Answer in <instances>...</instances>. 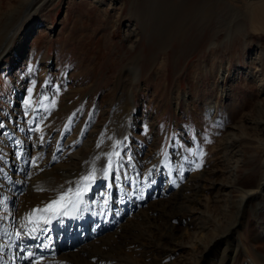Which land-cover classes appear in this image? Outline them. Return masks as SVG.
Returning <instances> with one entry per match:
<instances>
[{"label":"rangeland","instance_id":"1","mask_svg":"<svg viewBox=\"0 0 264 264\" xmlns=\"http://www.w3.org/2000/svg\"><path fill=\"white\" fill-rule=\"evenodd\" d=\"M183 1L187 0H0V48L11 35L7 52L0 59V112L10 108L7 117L0 116L1 124L8 127L6 131L10 130L4 139L0 138V145L10 136H22L21 132L16 134L18 122L27 133L23 134L22 142L26 143V156L37 157L42 150L38 146L41 136L51 134L52 143L56 133L66 127L74 114L77 122L75 126L69 125L61 142L66 145L69 140L76 144V149L88 152L94 148L93 143L87 149L85 144L78 148L75 142L89 134L91 141L96 139L93 134L100 135V132L94 133L97 125L107 124L114 132L120 129L109 117L119 105L123 91L132 92L136 108L132 113L131 155L136 158L127 156L126 161L134 164L133 175L128 166L124 171H129L127 176H119L118 170L116 173L118 179L128 180V195L139 183L137 187L141 186L139 191L144 198L133 202V197H129L132 204L124 211L118 209L119 223L114 230L93 234L90 229L80 243L72 245L73 252L100 245L124 220L123 226L133 224L140 213H147L149 221L144 226L148 232L154 231L149 224H160L165 218L162 211L150 209L148 212L154 192L167 191L158 204L164 208L166 201L172 203L176 196L180 203L183 196L195 194L196 189H187L201 183L190 204L180 203L181 209L188 208L184 214L167 215L173 218L170 223L176 226V236L175 239L166 236L164 244L176 249L179 237H183L184 247L173 256L162 254L156 259L158 264H196L210 246L206 261L199 259L200 264H207L208 256L216 249L208 239L213 233L220 238L227 229L240 248L231 264H264V26H260L264 14L254 18L256 14L250 9L264 0H208L211 18L208 14L207 21L202 19L199 24L189 25L179 40L157 52V33L162 34L168 27L165 12L178 10ZM137 6L146 8L144 24L140 20L142 14L136 12ZM252 20L258 22L254 29ZM136 63L141 71L137 73L136 83L128 87L130 80H134L129 72ZM81 102L83 113L77 108ZM42 112L45 116L38 120V131L30 123V116ZM252 122L260 123L259 131L252 129ZM92 123L96 126L94 131ZM120 134H115L119 141ZM34 138L37 139L33 142ZM141 138L143 143L139 146ZM145 147H148L146 152L140 151ZM48 148L49 145H44L42 153ZM103 157H96L87 168L106 169L108 166L100 164L108 162L109 156ZM151 157L149 163L161 167L159 170L164 175L166 170L174 171L171 177L184 175L183 184L189 182L192 170L193 180L183 188V193V184L178 187L176 182L174 192L173 185L169 182L166 186L164 181L159 182L163 184L155 191L150 186L153 174L147 170L143 178L135 173L139 162L147 163ZM190 157L200 164L190 161ZM73 159L67 160L72 163ZM22 165L30 171L29 162ZM201 173L203 176L197 179ZM224 184L235 187L226 188ZM115 185L114 191L121 184ZM104 186L96 184L94 191L99 192ZM20 187L23 191L12 198L17 218L22 196L27 195L26 186ZM242 191L256 192L252 196L258 198H247L239 211V202L244 197L241 198ZM132 212H137L134 220L132 217L126 221ZM11 214L14 216L13 210ZM205 234L208 239L201 243L199 237ZM56 249L58 252L53 255L64 250ZM20 250L22 259L16 263L25 264L30 260H25V250Z\"/></svg>","mask_w":264,"mask_h":264},{"label":"bare ground","instance_id":"2","mask_svg":"<svg viewBox=\"0 0 264 264\" xmlns=\"http://www.w3.org/2000/svg\"><path fill=\"white\" fill-rule=\"evenodd\" d=\"M179 4L180 7L177 8L178 10L175 9L174 12H165L166 20L164 21H166L168 27L165 26L167 29L163 31L162 34L157 33V52H160L163 48H165L168 44H171L173 41L179 40L184 35V31L189 28V25H195L196 23L199 24L201 23L202 19H204L205 21L210 12L208 0H187L185 2L183 1L182 4ZM136 9V12L138 14H142V19L140 20L143 23L147 20L145 17L146 8H140V6H137ZM250 9L256 14L254 15V18H260L264 14V2L253 5ZM209 18H211L210 14ZM257 25L258 22H256L255 20L251 21L252 29H254ZM262 25L264 26V20L262 23H260V26ZM157 34H155V38H157ZM10 36H8V38L0 48V59L7 52V46L10 45ZM155 60V57H153L152 61ZM134 61L137 62V60ZM137 64L138 63H136L129 72L131 79L134 80H130L128 87H130V84L132 82L136 83V79L139 76L137 75V73L141 71L139 66H136ZM132 73L134 75H131ZM125 78L128 79V76H126ZM135 108L136 103L133 99V93L129 91H123L119 105L117 106L114 114L109 117L114 120V125H120L121 128H116L117 131L114 132L109 125L104 124L103 126L97 125V130L94 131L96 126H94L92 123L91 129L94 131V133L100 132V135L95 136L93 134V138H97L94 140L92 139L93 141H91L89 138V134V136L86 135L81 140H77L75 142L78 143V148L81 146V144H85L87 146V149H89L90 143H93L94 148L84 153L79 149H76V144L71 143L69 140H67L66 145H63L61 142L68 132L69 125L75 126L77 122L76 116L74 114L70 116L66 125L67 128L65 127L63 129L62 127V129L59 130L54 136L55 139L52 143H50L51 134L48 137L47 134L46 136H41L42 139H39L40 142L38 146L42 150L38 153L37 157L31 156L33 157L31 159L28 158L30 157L29 155L28 157L26 156V143H22L25 140V136H23V134L26 133V130L23 127V124H19L18 122H16V134L18 135V132H21L22 136L19 138L10 136L6 140V142H4V145H2V147L0 145V264H17V259H22L20 248L25 250V252L23 253L25 256L24 259L30 260L31 264H37V261L39 262V264H158L156 259L162 254H170L173 256L176 252H179V250L184 247L182 244L183 242H181V240H183V237H179L180 242H177L178 245L176 249H170V247L167 248V246L164 244L166 236H171L174 239L176 236V226L171 225L170 223V220L173 218H169L167 217V215L177 216L179 214H184L185 209L188 208L184 206L185 209H181L183 208V206L180 203L185 202L187 204H190V200H192V198L199 192L197 190L200 189L201 183L194 186L190 185L192 188L189 187L187 189V191L196 189L195 194L183 196V198L180 199L183 202L180 203L178 202L179 200L176 201L178 199V196H176L175 199H173L172 203L170 201H166L167 207L164 208H160V205H158L159 202H161V200L159 199L166 196V190H168L169 187L163 189L166 192L158 191L157 194H155L156 192H154L151 201L153 204L149 208H147L149 209L148 212L150 213L151 209V211H162L165 215V218L160 224H149L154 231L148 232V229L146 228V226H144L145 224L147 225L149 221L148 217H146L145 215L147 213L144 212L140 213L139 218H137V220L133 224H126L123 226V222L125 221L124 220L122 222V225L119 224L121 226L116 229V231H114L112 235H108L106 237L104 236L105 238L101 241L100 245L96 244L95 246L93 244L94 246L91 247V249L76 254L72 250V245L74 243H80L83 240V233L85 231H87L89 234V230L91 229V232L93 234H96L99 232H110L114 230L113 228H115V225L119 223L118 209L120 208V211H124L132 204L129 201V197L130 199L133 197V202H141L144 198V195H140L139 189H141V186H139V188L137 187L139 183H137L136 187H132V184L130 185V188L132 187L133 191L130 195H128V193L126 192L128 180L118 179L116 173L118 170L119 176H127L129 171H124L126 170V166H128L131 175H133L134 164L126 160L127 156H134L135 158L136 156L134 154L131 155L132 147L130 145L132 141L130 140V144L127 145V143L123 141V134L125 130L128 132L127 129H132L130 125L134 124L132 113L133 111H135ZM36 116L37 115L35 114L30 116V123H33V121L36 120ZM41 118L42 117L38 118L37 121L41 120ZM259 124V122H252V129L259 131L257 129V127H259ZM83 132H86V130H84ZM117 133H121L120 141L117 137H115V134ZM44 145H49L50 148H48L45 153H42L44 151ZM230 147L231 146H228V148ZM97 148H105L107 149V151H97L95 150ZM116 153H119V155H116ZM89 154L92 155V157L90 160H87V155ZM107 154L109 157H111V169L109 170L108 174H105L109 169V160L106 163L100 164V166L103 167L108 166L106 169L101 170V168H97L96 166V169L94 168L96 172V178L88 185L85 195L80 200L79 209L87 211V215L91 213L93 215V218L90 217L80 219L78 223L79 229L75 233H73L72 228L76 225V223L71 222L65 216L50 214L39 218L38 208H43L44 205H46L49 201L54 200L64 189H66V191L71 189L73 192L74 188L82 185L78 178V172L81 171L82 165L88 167L90 165V162L92 160L94 161L96 157L101 158ZM70 157L74 158L72 163H69L67 160L70 159ZM140 159L142 158H139V160ZM151 160L152 157L147 163L143 161L139 162L140 166L136 167L137 170L135 171V173L141 174L144 178L146 177L144 176V174L148 170L151 174H153L152 185L150 186L154 187L155 191L157 190L156 188H158V186L160 187V185L163 184H159V182L164 181V184H166V186L167 183L168 186L170 184L173 185V187L171 186V191L175 192L177 190V183L178 187L182 185L185 176L180 175L171 177L169 175L174 174H169L167 171L164 175L163 172L159 170L161 167L157 166V164L155 163H149ZM26 161L29 162L31 167L29 172L24 169L22 165L23 162ZM122 165L124 166L123 169H121L123 167ZM88 170L89 172H92L93 168ZM190 172L191 177L188 176V178L190 177L189 182L187 181V184H183V187L181 186L182 193L183 188L189 185L190 181L193 180L194 175L192 170H190ZM157 173H159V175H157ZM201 176H203L202 173L197 176V179H199V177ZM44 180L47 181V183L44 182ZM99 183H103V185L105 186L99 192H95L94 188L96 184ZM117 183H120L121 185L118 186L116 191H114L113 187H116L115 184ZM20 185L22 187L23 185L26 186L24 192H26L27 195L22 196L24 197V199L20 205V215L17 218V207L14 205V199L12 200V198L14 196V198H16V194L23 191V188H21ZM40 186L44 187L45 190H38V193L32 192L34 188H41ZM222 186L226 188L235 187V185L232 184H224ZM262 187L263 185L260 186V191L262 190ZM241 193V198L243 196L244 197L242 200L240 199L241 202H239L240 205L238 207L239 211L243 209L244 201L247 198L256 197L252 196L256 194V192L242 191ZM14 209H16V212H14ZM140 209L142 210V208ZM164 209L168 211H163ZM12 210L14 216L11 214ZM136 213L137 212L130 213L129 217L126 218V221L132 218ZM45 219H47L49 222L45 223ZM132 220H134V217ZM157 220L159 222L161 221V218L158 217ZM186 222L190 223L188 221ZM203 226L205 227L206 224ZM241 226L242 225H240L239 227L237 226L238 229ZM235 228L236 227H234V229ZM25 233H29L30 235H25ZM206 234L208 235V233ZM206 234L202 237H199V241L201 243L204 240L208 239L209 235L206 236ZM208 240L213 243L216 249L215 251H213V254L211 256H208L207 264H213V262L218 264H231L240 250V248L238 247V243L235 244V241L232 238L230 229L225 230L220 238L215 233H213ZM88 241H90V238L87 239V242ZM201 243L197 245H200ZM5 244L7 245V249L9 250V252L14 254L10 256V260H5L3 258V254L5 253ZM20 244L22 247H19ZM219 246L221 247L219 248ZM56 248H63L64 250H62L60 253H57V255H53V252L54 254L58 252ZM146 249L148 250L146 251ZM210 249V246L206 248L202 255H200V257L197 259L196 264H200V258L203 259V263L204 261H206V254L208 255L210 253ZM35 257H37L38 260H35Z\"/></svg>","mask_w":264,"mask_h":264},{"label":"snow or ice","instance_id":"3","mask_svg":"<svg viewBox=\"0 0 264 264\" xmlns=\"http://www.w3.org/2000/svg\"><path fill=\"white\" fill-rule=\"evenodd\" d=\"M29 92H31V89L29 90ZM28 103L30 104L31 101L29 100ZM116 155H119V153H116ZM109 169H111V157H109ZM95 177H96V172L95 169L93 168L92 172H90L88 175L82 178V181L84 182V188L78 187L76 189L74 193L75 199H73L72 190L69 189L67 192L58 196L56 200L50 202L42 211L45 213L50 212L53 215H61V214L67 215L68 214L67 209L69 208V206H72L73 208L77 206V204L80 202L81 196L83 195V191L86 190L87 188V182L94 181ZM47 222L49 221L45 219V223ZM37 264H39L38 261Z\"/></svg>","mask_w":264,"mask_h":264}]
</instances>
